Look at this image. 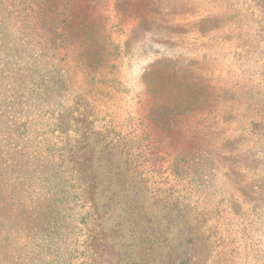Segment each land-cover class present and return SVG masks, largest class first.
Segmentation results:
<instances>
[{
    "label": "rangeland",
    "instance_id": "obj_1",
    "mask_svg": "<svg viewBox=\"0 0 264 264\" xmlns=\"http://www.w3.org/2000/svg\"><path fill=\"white\" fill-rule=\"evenodd\" d=\"M0 69L1 95L13 94L7 110L34 154L78 141L158 146L165 173L148 191L138 175L144 191L129 206L170 227L176 247L191 231L201 264H264V12L255 1L0 0ZM176 199L190 226L183 235L182 221L161 216ZM59 211L28 237L3 236L0 264H82L85 211L72 199ZM67 222L76 239L57 226ZM100 264L115 259L102 254Z\"/></svg>",
    "mask_w": 264,
    "mask_h": 264
},
{
    "label": "trees",
    "instance_id": "obj_2",
    "mask_svg": "<svg viewBox=\"0 0 264 264\" xmlns=\"http://www.w3.org/2000/svg\"><path fill=\"white\" fill-rule=\"evenodd\" d=\"M253 1L264 12V0ZM4 78L0 69V239L6 235L4 242L10 236L28 237L33 226L47 223L49 216L59 214L72 199V204L80 202L85 211L80 221L86 233L81 242L85 252L82 264H100L102 254L114 257L115 264H201L191 231L176 247L166 237L170 227L162 229L143 207L129 206L134 194L148 191L150 183L165 173L158 146L141 147L135 141L130 147L94 146L78 141L59 147L50 157L49 149L47 157L34 154L32 137L7 110L14 104L13 94L1 95ZM138 175H143L141 192L135 187ZM168 193L166 202L171 201ZM115 198L126 207L118 208ZM177 202L161 216L175 225L182 221L178 233L183 235L190 226L182 220L184 214ZM56 204L59 206L54 207ZM70 224L57 226L67 238L76 239L75 226ZM171 224L168 221L167 226ZM180 247L182 251L176 250Z\"/></svg>",
    "mask_w": 264,
    "mask_h": 264
}]
</instances>
